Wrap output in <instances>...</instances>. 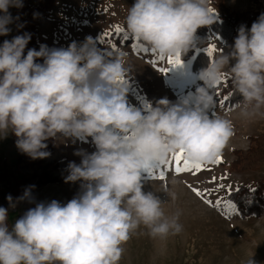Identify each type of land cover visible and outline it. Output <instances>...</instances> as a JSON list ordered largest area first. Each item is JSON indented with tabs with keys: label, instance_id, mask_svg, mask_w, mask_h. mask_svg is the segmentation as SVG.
Instances as JSON below:
<instances>
[{
	"label": "clouds",
	"instance_id": "1",
	"mask_svg": "<svg viewBox=\"0 0 264 264\" xmlns=\"http://www.w3.org/2000/svg\"><path fill=\"white\" fill-rule=\"evenodd\" d=\"M213 3L135 0L124 26L161 56L186 55L199 29L222 22ZM23 6V0H0V36L10 34L9 9ZM31 38L24 33L0 46L2 138L13 133L18 150L33 160L51 155L49 140L91 138L96 151H77L81 163L68 164L65 183L80 182L81 191L66 204L37 203L11 226L8 209L0 207V264H120L137 230L160 240L180 234V213L166 215L160 197L144 190L143 173L181 150L193 163L212 165L233 146V120L216 111L225 77L243 97L237 105L243 117L264 108V13L250 30L241 25L230 51L222 49L200 70L203 84L195 93L140 108L128 100L131 68L124 54L98 47L89 36L66 49L42 45L25 55ZM34 187L18 200L33 202Z\"/></svg>",
	"mask_w": 264,
	"mask_h": 264
},
{
	"label": "rangeland",
	"instance_id": "2",
	"mask_svg": "<svg viewBox=\"0 0 264 264\" xmlns=\"http://www.w3.org/2000/svg\"><path fill=\"white\" fill-rule=\"evenodd\" d=\"M134 3L135 0H57L49 18L35 14L30 18V22L38 27L42 44L50 49H66L73 42L82 44L86 37L91 36L96 40L98 47L124 54L131 68V76L125 81L131 106L140 108L147 102L154 105L164 97L175 103L189 93H195L203 82L192 73L190 62H182L171 68L166 63L167 57L163 61L160 60L159 53L143 50L140 42L129 35L124 26V19L129 7ZM225 4L238 14L244 23L252 24L264 13V0H225ZM16 9H9L14 22L9 25L11 31L8 36H4L5 40L10 41L15 37V18L20 19ZM117 25L125 32L109 38L106 34L113 33ZM237 35L238 32L236 37ZM125 36L128 39H125ZM234 40L227 44L212 35L207 44L196 46V50L208 54V48L214 45L216 52L214 57H211L214 59L222 49L228 53L234 45ZM113 44H116L115 49ZM163 67L170 68L166 75L158 71ZM226 83H231V79L227 77L226 82H221ZM222 99L220 88L217 86L216 111L221 116L231 118L236 130V136L232 140L233 146L226 149L221 156L222 164L204 166L211 171L180 175L165 167L164 180L158 178L161 170L159 167L152 173H143L144 190L154 191L160 197L164 202L166 215L180 213L179 223L183 225V231L160 240L151 238L144 228L137 230L124 246L120 264H250L252 260L254 264H264V214L249 219L240 214L229 217L228 210L223 205L210 206L191 190L196 188L210 193V196L206 195L204 199H220L227 202L228 186L232 187V193L237 191L239 186H245L250 190L246 199L250 203L254 200L257 189L264 191V108L259 114L246 118L240 114L238 107L230 108L225 101L222 106ZM81 150L87 153L96 151L91 138H88L87 142L73 143L71 139L56 141L53 155L33 160L26 154L22 156L23 153L14 147L11 133L5 138L0 134V157L19 178L22 175L30 177L34 173L39 175L41 166H37V161L40 160L43 161L42 165L49 167L59 165V169L54 170V176L61 175L62 183L41 185L34 180L23 186H35L32 192L37 203L56 200L66 204L79 194L80 182L65 183L64 178L68 175L70 162L81 163V157L75 155ZM235 150L240 151L239 157L233 153ZM20 156L24 159H19ZM171 159L172 157L169 160ZM156 164L157 162H153L151 165ZM231 164H235V170H231ZM213 177L217 178L216 183H210ZM221 177L226 179L221 180ZM221 183L225 186L224 189L219 188ZM11 211V225L27 212L25 209L17 211V208L12 206Z\"/></svg>",
	"mask_w": 264,
	"mask_h": 264
},
{
	"label": "trees",
	"instance_id": "3",
	"mask_svg": "<svg viewBox=\"0 0 264 264\" xmlns=\"http://www.w3.org/2000/svg\"><path fill=\"white\" fill-rule=\"evenodd\" d=\"M35 2L36 5H34ZM56 2L57 0H23V8L16 9V13L20 19H18L16 23L15 36L23 35L24 33H30L32 37L27 48L25 49V55L29 49L35 48L38 51L43 45L40 41L38 27L30 22V18L35 14H40V16L45 19L49 18L52 9L56 5ZM213 7H216L218 10L219 20L222 22H218L210 27L199 29L197 33L196 46L207 44L210 41L212 35L217 36L225 43L230 44L235 39L238 29L241 25H246L250 30L252 24L250 22L244 23L238 14L226 6L225 0H217L216 4L214 0ZM4 41L5 37L0 36V46H2ZM139 42L143 50L147 48V51H155L145 43L141 41ZM180 58L184 63H191L192 73L197 77L200 70L206 68L210 63V60H212L207 53L197 51L196 47L191 49L186 55L182 54ZM37 62L43 63V60L41 59ZM219 88L220 97H228V99L225 100V103L230 108H235L237 107L238 103L242 102L243 97L239 93L235 92L232 87V83L220 84ZM11 137L12 144L16 149H18L16 146L17 137L13 133H11ZM46 143L48 144V148L46 150L50 152L51 155H53L56 150V140H49ZM233 153L237 157L241 155L239 150H235ZM21 155L24 156V154ZM22 156H20L19 159H24ZM42 162V160L37 161V166H41L39 175L34 173L30 177L22 175L21 178H19L13 169L9 167L7 162L2 157H0V207L8 209V222L10 226L12 211L8 200L9 196L13 198V202L16 204L15 208H17V211H21L23 209L28 211L30 208H34L36 206L37 200L35 198V194L32 192L33 202H28L26 200L19 201L18 198L23 196L25 190L27 189L23 188V186L28 185L34 180H37V182L41 185L62 183L63 179L61 175L54 176V170L59 169V165L57 166L55 164L53 167H49L48 165H42ZM235 169V164H231V170ZM249 194V188L245 186H239L237 191L231 193V195L228 197V200H231L236 204L239 214L243 218L249 219L253 217H261L264 214V191L257 189L256 196L251 203L246 201Z\"/></svg>",
	"mask_w": 264,
	"mask_h": 264
},
{
	"label": "snow or ice",
	"instance_id": "4",
	"mask_svg": "<svg viewBox=\"0 0 264 264\" xmlns=\"http://www.w3.org/2000/svg\"><path fill=\"white\" fill-rule=\"evenodd\" d=\"M124 32H125V30L121 26L117 25V26H115V29H114L113 33H109V34H106V35L109 36V38H111L112 36H114L117 33H124ZM125 39H128V37L125 36ZM112 47L115 49L116 48V44H113ZM144 50L147 51L148 49L145 48ZM215 52H216V48H215L214 45L210 46L208 48V55H209L210 58L214 57ZM180 57H181L180 55L168 56L166 58L167 65H170L171 68L180 65L182 63ZM159 59L163 61V60H165V57L160 55ZM169 70H170V68H167V67H163V68H159L158 69V71H160L164 75H166ZM224 80L226 82L227 81V77H225ZM227 99H228V97H224L220 101L222 106L224 105V101L227 100ZM215 163L216 164H222L223 163V158L222 157L218 158ZM157 167H159L161 169L160 172H159V177H158L161 180L166 179V175H165V171H164L165 167L168 168L169 170H174V172L177 175L184 174V173L191 174L193 172L198 174V173H200L201 171H204V170L211 171V169H205L204 165L193 163L191 160L187 159L186 158V154L184 153L183 150H181L180 152L174 153L172 155V159L171 160L157 161V164L155 166H152V165L147 166L146 171H149L150 173H152ZM220 179L223 180V179H226V177H221ZM216 180H217V178L213 177L212 180L210 181V183H216ZM189 187H191V186H189ZM224 187L225 186L223 185V183H221L219 185L220 189H224ZM191 190L197 195V197L202 198L204 203H207L210 206L220 207L221 205H223L228 210L229 217L231 215H233V214H235V215L239 214L237 206H236V204L233 201L228 200L227 202H225V201H222L220 199H218L216 201H213L210 198L209 199H204V197L206 195L210 196V193H206L203 190H198L196 188H192ZM227 192H228V194L230 196L231 193H232V187L231 186H228Z\"/></svg>",
	"mask_w": 264,
	"mask_h": 264
}]
</instances>
